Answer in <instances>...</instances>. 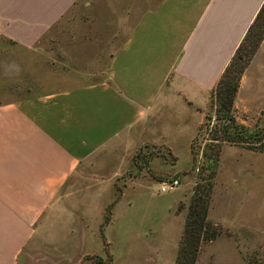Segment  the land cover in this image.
Segmentation results:
<instances>
[{"label":"rangeland","instance_id":"obj_1","mask_svg":"<svg viewBox=\"0 0 264 264\" xmlns=\"http://www.w3.org/2000/svg\"><path fill=\"white\" fill-rule=\"evenodd\" d=\"M156 2L75 0L30 48L0 37V109L7 111L31 87H71L100 78L138 14ZM258 105L264 108V100ZM206 113L212 115V109ZM250 123L264 131V110ZM213 124L212 117L201 134L207 137ZM194 135L188 143L186 136L161 138L133 152L97 154L69 170L63 183L48 184L33 183L21 175L24 170L10 168L3 152L8 138L2 136L0 194L27 198L4 202L13 210L27 208L26 242L17 245L16 263L143 264L159 245L145 237L154 228L156 238L166 237L172 246L181 228L174 213L185 207L179 201L173 208V198L190 197L196 181L189 151ZM203 142L198 137L195 147ZM261 146L260 151L241 145L220 151L207 219L222 230L212 243L201 245L196 264H264V134ZM169 178L178 186L159 193L158 183ZM110 203L102 241L99 226Z\"/></svg>","mask_w":264,"mask_h":264},{"label":"crops","instance_id":"obj_2","mask_svg":"<svg viewBox=\"0 0 264 264\" xmlns=\"http://www.w3.org/2000/svg\"><path fill=\"white\" fill-rule=\"evenodd\" d=\"M75 0H0V37L32 47ZM263 0H157L142 10L103 65L102 76L71 87L30 88L0 109L10 168L33 183H63L97 154L133 152L144 143L186 136L210 110L209 96ZM264 100V36L242 72L234 117L250 126ZM257 122V120H255ZM254 122V123H255ZM7 131V133H6ZM236 148L226 144L221 147ZM0 194V264H17L26 242L27 208ZM184 199V200H183ZM184 209L174 213L182 229ZM209 209L207 217L209 218ZM31 214V212H29ZM145 236L159 245L143 264H174L180 236ZM211 241L210 243H212ZM168 245V247H167ZM170 246V248H169Z\"/></svg>","mask_w":264,"mask_h":264},{"label":"trees","instance_id":"obj_3","mask_svg":"<svg viewBox=\"0 0 264 264\" xmlns=\"http://www.w3.org/2000/svg\"><path fill=\"white\" fill-rule=\"evenodd\" d=\"M263 36L264 0L210 92L209 107L212 109V115L207 113L204 115V121L198 125L190 141L191 167L196 169V181L187 203L174 264H196L201 245L212 241L221 233L222 228L219 224L208 221L207 212L222 144L241 145L249 150H261L263 129L258 125L249 127L239 123L234 117L233 102L240 76ZM212 117L213 128L205 137L201 131L208 129ZM198 137L204 141L201 148L195 147ZM116 200L117 197L113 202ZM112 205L110 203L106 206L99 226L102 241H104L102 227L110 221Z\"/></svg>","mask_w":264,"mask_h":264},{"label":"built area","instance_id":"obj_4","mask_svg":"<svg viewBox=\"0 0 264 264\" xmlns=\"http://www.w3.org/2000/svg\"><path fill=\"white\" fill-rule=\"evenodd\" d=\"M178 186V180L176 178H169L165 181L158 183L157 191L159 193H164L175 189Z\"/></svg>","mask_w":264,"mask_h":264}]
</instances>
